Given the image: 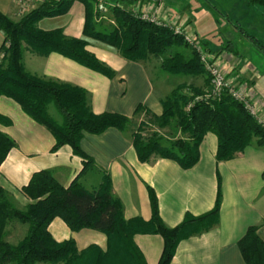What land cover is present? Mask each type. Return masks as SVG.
Instances as JSON below:
<instances>
[{
  "label": "trees",
  "instance_id": "1",
  "mask_svg": "<svg viewBox=\"0 0 264 264\" xmlns=\"http://www.w3.org/2000/svg\"><path fill=\"white\" fill-rule=\"evenodd\" d=\"M73 1L45 0L18 20L0 12V31L5 36L0 49V55L3 54L0 60V97L12 98L29 117L51 131L56 139L53 152L62 146H70L73 153L83 160L82 172L67 188L49 170L34 174L29 184L22 188L23 194L33 201L25 210L18 209L0 186V264H147L134 243V236L149 233L159 234L164 240L158 264H171L181 241L206 232L219 223L222 203L220 177L215 207L202 216H187L180 225L168 227L160 217L157 196L150 188L152 219L149 222L126 220L124 206L113 193L111 177L101 171L81 148L85 134L100 135L116 128L131 135L140 162L153 163L159 158H168L177 161L183 169H190L199 161V146L207 133L217 136V161L222 162L235 158L255 139L258 145H264V129L242 104L226 95L215 101L195 102L189 108V104L205 91L181 84L161 99L162 114L153 115V118L159 129L176 121L177 128L186 139L178 138L163 146L156 133L145 138L142 127L130 131L141 114L152 115L144 105H139L132 117L108 112L95 114L85 89L29 73L23 62L26 48L40 55L58 53L111 79L115 77V71L87 50L89 40L114 47L125 59L142 63L164 56L176 45L189 48L172 31L117 9L113 11L117 27L110 33L97 30L93 19L99 13L97 10L93 14V10L100 0H77L86 8L83 38H69L61 29L48 32L39 29L41 19L66 14ZM113 1L134 5L138 0ZM245 3L249 7L264 9V0H245ZM191 53L186 58L176 52L162 62L161 69L175 76L205 77L208 84V73L198 55L193 50ZM0 122L11 124L1 115ZM15 147V141L0 132V167ZM88 172L101 174L98 187L87 189L83 185L81 178ZM58 217L73 232L93 229L104 233L107 249L91 247L78 251L73 240L56 242L49 226ZM13 221L27 226L26 235L17 244L6 240L7 227ZM257 230L258 227H251L239 241L246 264H264V241Z\"/></svg>",
  "mask_w": 264,
  "mask_h": 264
},
{
  "label": "crops",
  "instance_id": "2",
  "mask_svg": "<svg viewBox=\"0 0 264 264\" xmlns=\"http://www.w3.org/2000/svg\"><path fill=\"white\" fill-rule=\"evenodd\" d=\"M138 1L155 5L163 2L167 12L179 15L193 26L201 41V38L210 39L212 45L202 41L204 46L211 54L225 59V69L231 70L237 84L249 89L264 117V47L246 30L253 26L249 24L243 29L232 24V19L241 20L252 12L245 0H224V4H217L220 0ZM0 12L18 20L15 0H0ZM85 19V6L75 0L66 14L43 18L38 27L47 32L61 29L67 37L80 39ZM225 31L230 41L222 40ZM4 42L5 36L0 31V49ZM87 50L113 69L115 77L108 78L58 53L40 55L26 48L23 62L33 75L85 89L95 114L108 112L132 117L139 105L157 116L162 114L164 97L160 95L162 87L158 83L161 86L163 77H167L161 66L153 77L145 63L125 59L114 47L89 40ZM0 115L11 121L10 125L0 122V132L16 143L0 167V186L18 209L25 210L33 202L23 194L22 188L34 174L49 170L66 188L80 175L82 158L70 146L53 152L54 135L29 117L15 100L1 96ZM81 148L111 177L113 193L124 206L126 220L149 222L152 219L150 188L157 196L160 217L168 227L180 225L187 216H202L215 207L220 177L219 223L181 241L171 264H246L239 241L251 227H258L257 233L264 241V145H258L256 139L235 158L219 162L218 138L207 133L199 146V161L190 169H183L177 161L168 158L140 162L131 135L116 128L100 135L85 134ZM81 182L87 189L96 188L101 183V174L88 172ZM11 226L6 230V239L17 244L26 235L27 226L20 224L25 232L15 241L8 240L17 231L16 224ZM49 232L58 243L73 240L78 251L91 247L106 250L108 246L104 233L93 229L73 232L59 217L51 222ZM134 243L147 264L159 263L164 248L161 235L136 234Z\"/></svg>",
  "mask_w": 264,
  "mask_h": 264
},
{
  "label": "rangeland",
  "instance_id": "3",
  "mask_svg": "<svg viewBox=\"0 0 264 264\" xmlns=\"http://www.w3.org/2000/svg\"><path fill=\"white\" fill-rule=\"evenodd\" d=\"M223 1L224 0H220L219 3H217V4H222ZM102 2L106 3L104 1H101L100 4ZM140 2L142 5L146 6L145 9H146L147 13L150 15H155L158 20H160V21L165 20L166 21V20H171V18H175V19L177 18V19H179L180 22L184 23V26L187 27V25H188L189 31L191 30V31L195 32L193 26L188 21H185L182 17H180L177 14L167 12L165 9V4L163 2H160L159 3L160 5L159 4H156V5L155 4H144L142 1H140ZM35 3H36L35 8H37L39 5L42 4V3H40V0L35 1ZM109 3L113 6H104L107 9L106 11H104L103 9H101L99 7L100 4L95 7V10H93L94 11L93 14H95V11H97V10L99 13V16L94 17L93 24L96 25L97 30H100L102 32L110 33L111 31L114 30V28L117 27L118 24L116 23V17L113 14V11H115L116 9L119 10L120 12H124L125 14L129 13L132 15H134L135 13L138 12L137 11V9H138L137 5H139L138 1L134 5H126V4H121L118 2H109ZM104 5H106V4H104ZM148 5H150V7ZM147 7L150 8L151 11ZM217 8H220V7H217ZM253 9H257V10H253ZM93 14H91V15H93ZM15 17L17 19H21L17 15H15ZM226 21H229V20L226 19ZM232 24L235 26H238V27L243 26V29H246L245 26L246 25L248 26L249 24L251 26H253L251 29H246V30H248L249 34H251L253 36L252 39L258 40V42L257 41L256 42L259 44V46L264 47V9L263 8L256 7V6L252 7V12H248L247 15L244 16L243 19H241V20L235 19V18L232 19ZM195 34L197 35L196 32H195ZM197 36L199 37V35H197ZM223 36H224V38L222 40H225V42L231 40V39H228L229 37L227 35V32L224 33ZM201 39L206 44H208V42H210V39H207V38H201ZM210 45H212V41L209 43V46ZM176 52L184 55L186 58H189L192 54L191 50L189 48H187L185 45H176L173 48H170L165 53L164 56L158 57V58H153L151 60L146 61L145 64H146L147 68L149 69V71L151 72L153 77H155V75H157L156 73L159 72V67L161 66L162 62L166 58L175 54ZM2 57H3V54L0 55V60L2 59ZM220 59L223 61L222 63L226 64L225 59H223L222 57ZM164 75L167 78L163 77L164 79L161 82L162 85L159 86V83H158V87H162V91H161L160 95L163 96L164 98L167 97L173 89H175L176 87H178L181 84L199 87V88H202L204 91H207L209 89L210 82L208 84H206L205 77L177 76V75L175 76V75H170L166 72ZM230 76H231V74H230ZM232 80H233V77H232ZM153 115L157 116L153 112H152L151 116H146L144 113L141 114L134 121V124L132 125L130 131L137 130L138 126L142 127V130H143L142 135L145 138H148L153 133H156L158 135V137L160 138V144L163 146H167L170 141H174L175 139H178V138L186 139L185 135L180 133L179 129L177 128L176 121H174L171 125H168L167 127L159 129L157 126L158 122L157 123L155 122ZM12 224H16L17 231H14L15 233H12L10 238H8V240L11 239V240L15 241V239L18 237L20 238V236H22L25 231L23 232V229L20 226L19 222L13 221L12 223H10V227H12L11 226ZM8 227H7V229H8Z\"/></svg>",
  "mask_w": 264,
  "mask_h": 264
},
{
  "label": "built area",
  "instance_id": "4",
  "mask_svg": "<svg viewBox=\"0 0 264 264\" xmlns=\"http://www.w3.org/2000/svg\"><path fill=\"white\" fill-rule=\"evenodd\" d=\"M35 1L38 0H15L16 15L22 18L26 13L35 9ZM44 1L45 0H40V3H43ZM138 2V12L135 13L134 16L157 27L168 29L172 31L174 35L181 37L187 46L198 55L201 64L209 75V89L205 91L204 95L196 97L195 100L189 104V108L192 107L195 102L215 101L226 95L242 104L258 125L264 129V118L261 115L260 107L253 100L252 93L246 86H241L232 80V77L230 76L231 70L225 69V64L222 63L223 61L220 59L221 57L211 54L195 32L191 30L189 31L188 25L187 27L184 26V23L180 22L179 19L171 18V20L160 21L155 15L148 14L145 9L146 6L142 5L140 1ZM104 6L113 5L102 2L99 7L106 11L107 9ZM148 6L150 7V5ZM148 9L150 10V8Z\"/></svg>",
  "mask_w": 264,
  "mask_h": 264
}]
</instances>
